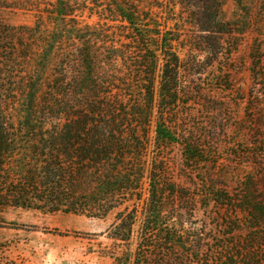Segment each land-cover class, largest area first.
I'll use <instances>...</instances> for the list:
<instances>
[{"label": "trees", "instance_id": "obj_1", "mask_svg": "<svg viewBox=\"0 0 264 264\" xmlns=\"http://www.w3.org/2000/svg\"><path fill=\"white\" fill-rule=\"evenodd\" d=\"M108 1L105 9L116 13L110 18L116 25H78L75 12L86 6L81 0L44 1L42 11L59 21L53 29L39 22L0 23V43L15 41L12 35H41L39 60L49 54L56 59L47 79L28 70L18 84L14 77L30 55L1 54L6 49L0 45V205L94 217L118 208L110 237L129 242L137 225L136 248L118 257L119 264H164L168 246H190L187 264H264V191L250 178L234 192L211 188L204 194L232 213L226 236L244 230L239 244L227 241L224 254L206 257L201 227L185 230L194 224V205L177 209L168 198L192 203V197L168 181L165 166L157 165L162 159L146 158L147 128L156 112L157 143L179 141L190 169L203 161L201 144L175 119H166L184 85L179 75L185 67L169 30L151 25L127 0ZM193 2L195 21L207 32L209 64L222 46L219 35L234 27L220 17L223 0ZM252 53L253 82L264 89V69ZM17 86L24 89L21 101L15 100Z\"/></svg>", "mask_w": 264, "mask_h": 264}, {"label": "rangeland", "instance_id": "obj_2", "mask_svg": "<svg viewBox=\"0 0 264 264\" xmlns=\"http://www.w3.org/2000/svg\"><path fill=\"white\" fill-rule=\"evenodd\" d=\"M44 1L0 0V23L30 27L39 22L42 27L53 29L59 21L48 18L42 11ZM81 1L86 6L75 12L78 25L101 28L103 23H119L110 20L116 13L108 14L105 9L108 0ZM127 1L137 5L142 14L146 13L151 25L171 33L168 36L173 38V49L185 69L179 75L184 85L180 86L172 114L166 119H175L201 144L199 155L203 161L190 169L183 160L179 141L157 143L156 112L147 128L146 158L150 161L156 155L162 159L164 162L157 165L165 166L168 181L192 197V203L174 197L168 199L177 209L194 205L190 216L194 224L187 223L185 230L189 225L201 227L208 241L203 255L219 257L224 254L221 246L227 241L239 244L244 230L226 236L230 230L225 223L231 220L232 213L229 215L224 208L216 207L204 194L211 188L234 192L247 178L264 191V89L253 82L251 75L254 50L255 56H259V66L264 69V0H223L220 17L234 28L219 35L222 46L209 64L207 32L195 21L197 7L193 0ZM12 36L15 41L8 39L0 43L6 49L1 54L18 52L31 57L24 61L22 72L16 73L14 81L21 83L28 70H38L43 79L50 77L56 59L49 54L39 60L41 48L36 45L42 36ZM155 86L157 89V83ZM17 87L15 100L21 101L24 89ZM147 187V182L142 183V189ZM117 210L94 217L0 205V264H119L118 257L132 255L136 248L137 225L129 242L119 243L110 237L108 228L115 221ZM190 248L168 246L164 264H187Z\"/></svg>", "mask_w": 264, "mask_h": 264}]
</instances>
